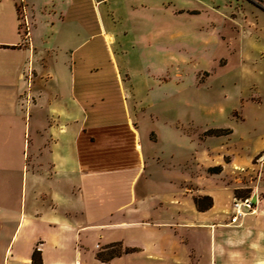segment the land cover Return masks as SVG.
Returning <instances> with one entry per match:
<instances>
[{"label":"crops","instance_id":"1","mask_svg":"<svg viewBox=\"0 0 264 264\" xmlns=\"http://www.w3.org/2000/svg\"><path fill=\"white\" fill-rule=\"evenodd\" d=\"M211 1L0 0V264H264V182L231 223L239 184L185 127Z\"/></svg>","mask_w":264,"mask_h":264},{"label":"rangeland","instance_id":"2","mask_svg":"<svg viewBox=\"0 0 264 264\" xmlns=\"http://www.w3.org/2000/svg\"><path fill=\"white\" fill-rule=\"evenodd\" d=\"M211 2L217 13L210 17L223 24L227 41L187 43L195 44V51H189L192 57L179 58L184 69L182 97L198 106L190 113L195 125L185 127L195 133L201 150L216 147L210 172L217 179L232 173L240 187L236 197H251L264 182V0Z\"/></svg>","mask_w":264,"mask_h":264},{"label":"built area","instance_id":"3","mask_svg":"<svg viewBox=\"0 0 264 264\" xmlns=\"http://www.w3.org/2000/svg\"><path fill=\"white\" fill-rule=\"evenodd\" d=\"M24 26L28 31V23L26 17H22ZM235 213L231 218V223H237L247 213L255 210L256 204L253 202L252 197L236 198L233 204Z\"/></svg>","mask_w":264,"mask_h":264},{"label":"trees","instance_id":"4","mask_svg":"<svg viewBox=\"0 0 264 264\" xmlns=\"http://www.w3.org/2000/svg\"><path fill=\"white\" fill-rule=\"evenodd\" d=\"M196 204L198 205V208L203 211V210L209 209L213 205V201H212V198L210 197H201V198H196ZM120 253H121V250L117 247L115 248V250L112 252L111 255L114 256ZM100 257L102 259H106V257L104 256H100ZM32 264H43L42 252L38 248H36L34 251Z\"/></svg>","mask_w":264,"mask_h":264}]
</instances>
